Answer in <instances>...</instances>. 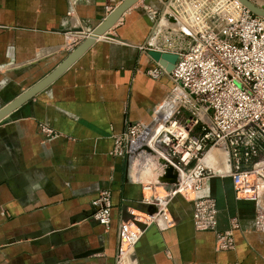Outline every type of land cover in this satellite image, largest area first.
<instances>
[{"label":"crops","instance_id":"obj_1","mask_svg":"<svg viewBox=\"0 0 264 264\" xmlns=\"http://www.w3.org/2000/svg\"><path fill=\"white\" fill-rule=\"evenodd\" d=\"M120 1L0 0V109L56 68ZM167 1L138 0L22 111L1 119L0 264H115L118 224L127 209H144L143 186L152 185L150 194L169 189L158 184V170L111 154L127 124L163 115L175 88L146 74L156 65L146 46ZM251 1L264 8V0ZM100 190L111 194L107 229L92 217ZM197 196L215 199L216 228L232 231V250L196 230L190 203L175 197L173 222L156 220L122 264H264L254 203L235 198L230 178L210 179Z\"/></svg>","mask_w":264,"mask_h":264},{"label":"built area","instance_id":"obj_2","mask_svg":"<svg viewBox=\"0 0 264 264\" xmlns=\"http://www.w3.org/2000/svg\"><path fill=\"white\" fill-rule=\"evenodd\" d=\"M148 49L177 55L171 71L158 63L146 70L153 78L166 76L175 88L163 115L127 124L111 154L137 169L158 170V184L170 187L150 194L152 185L143 186L144 209H127L118 224L115 264L123 263L156 220L173 222L175 197L190 203L196 230L215 233L216 248L232 250V231H217L215 199L197 196L217 176L230 178L237 200L254 203V230L264 244V17L237 0H168L159 8ZM41 131L51 134L44 126ZM213 149H223L225 159L208 162ZM168 169L172 182L164 178ZM91 209L107 229L110 192L100 190Z\"/></svg>","mask_w":264,"mask_h":264},{"label":"water","instance_id":"obj_3","mask_svg":"<svg viewBox=\"0 0 264 264\" xmlns=\"http://www.w3.org/2000/svg\"><path fill=\"white\" fill-rule=\"evenodd\" d=\"M138 0H121L120 3L113 8V10L93 29L89 32L86 38L77 45L68 55L67 57L49 74H47L44 78H42L39 82L22 92L16 98H14L11 102L6 104L4 107L0 109V121L6 116H11L17 114L18 111H22L25 107L24 105L28 103V101L35 96L37 93L45 89L50 83H52L59 75H61L65 69H67L93 42L96 38L103 35L124 13L128 8H130L133 4H135ZM240 4L246 7L249 11L254 13L255 15L264 17V8L256 5L251 0H237ZM148 55L151 57L153 61L158 63L160 66L164 67L166 71H171L176 59L177 55L168 53V52H160L153 49H148ZM164 178H170L169 182L174 181L175 175L171 173L170 169L166 170V175ZM102 248L88 250L83 253L80 258L89 257L94 253L102 252Z\"/></svg>","mask_w":264,"mask_h":264},{"label":"bare ground","instance_id":"obj_4","mask_svg":"<svg viewBox=\"0 0 264 264\" xmlns=\"http://www.w3.org/2000/svg\"><path fill=\"white\" fill-rule=\"evenodd\" d=\"M225 156H226V153L223 149H213L207 154V161L208 162H212V161L221 162L225 159Z\"/></svg>","mask_w":264,"mask_h":264},{"label":"rangeland","instance_id":"obj_5","mask_svg":"<svg viewBox=\"0 0 264 264\" xmlns=\"http://www.w3.org/2000/svg\"><path fill=\"white\" fill-rule=\"evenodd\" d=\"M164 22V21H163Z\"/></svg>","mask_w":264,"mask_h":264}]
</instances>
